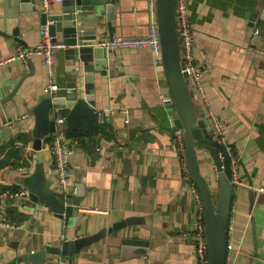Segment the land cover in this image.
<instances>
[{"label":"crops","instance_id":"1","mask_svg":"<svg viewBox=\"0 0 264 264\" xmlns=\"http://www.w3.org/2000/svg\"><path fill=\"white\" fill-rule=\"evenodd\" d=\"M62 1L54 2L48 12L60 11ZM187 5L195 61L206 67L201 84L210 110L223 123L240 179L233 187L228 216L234 241L230 264H264V191L260 190L264 188V59L248 48L252 44L264 49V0H187ZM41 11L38 0L23 11L9 0H0V191L23 186L20 177L29 174L36 161L30 109L46 94L51 79L39 55L29 58L28 71L12 57L17 46L27 48L40 41ZM152 18L154 0H115L112 37L143 36ZM105 38L108 34L101 40ZM63 48L55 54L52 81L57 91L65 83ZM116 51L122 71L109 54L102 92H95V110L104 111V123L96 122L95 112L93 129L84 118L75 129L66 122L62 125L68 135H82L71 157L69 193L82 192L73 224L64 226L47 208L27 199L8 203L2 211L19 227L0 228V264L129 217L138 220L65 259L47 254L43 262L19 264H197L194 242L186 234L194 202L182 178L184 154L174 141L172 106L160 100V94L168 92L163 67L148 48ZM51 135L42 151L45 174L55 188ZM196 154L202 175L210 179L211 156L201 149ZM210 183L215 190L214 180ZM132 235L145 244L124 251L122 239ZM140 248L144 252H138Z\"/></svg>","mask_w":264,"mask_h":264},{"label":"water","instance_id":"2","mask_svg":"<svg viewBox=\"0 0 264 264\" xmlns=\"http://www.w3.org/2000/svg\"><path fill=\"white\" fill-rule=\"evenodd\" d=\"M20 10H29L35 0H9ZM176 0H154V16L158 26L161 45V65L166 87L172 98V124L179 129L184 142V160L186 171L200 194L204 236L208 253V264H225L226 229L231 208L233 184L230 180V156L226 147L211 135L203 110L196 102L191 90L184 62L181 56L179 38L176 29ZM115 0H63V7L58 12L40 13L41 24L48 26V33L53 42L63 44V53L67 61L63 90L44 94L40 101L30 109L33 116L31 129L32 151L36 161L31 172L20 177L22 185L28 190V201L33 205L44 206L61 220L64 226L73 224L82 195L81 190L72 195L63 196L51 185L45 174L42 147L45 139L58 130L54 116L63 117L66 124L75 129L84 118L88 127L95 126V92L103 89L102 77L108 74V55L122 71L116 49L99 45L101 37L113 35L112 12ZM28 72L24 74V77ZM23 77V78H24ZM22 78V79H23ZM128 86L138 97L136 89L125 78ZM20 82V81H19ZM18 84L15 86V88ZM148 116L145 114L144 120ZM208 124V126H207ZM197 149L209 153L217 174L211 176L213 169L208 167L210 179L205 178L198 165ZM223 159L218 158V154ZM214 180L213 192L210 181ZM252 202V196H251ZM137 217H129L96 232L72 239L62 238L55 244L19 254L5 264L20 262H43L47 254L59 255L65 259L72 251L91 245L102 239L107 233L126 226L134 225ZM144 241L136 235L122 239V249L130 250V245L142 246ZM138 252H144L140 248Z\"/></svg>","mask_w":264,"mask_h":264},{"label":"built area","instance_id":"3","mask_svg":"<svg viewBox=\"0 0 264 264\" xmlns=\"http://www.w3.org/2000/svg\"><path fill=\"white\" fill-rule=\"evenodd\" d=\"M40 8L44 12H48L54 2H59L62 0H38ZM175 13H176V29L179 38L180 50L182 60L184 62V71L187 73V79L189 81L191 90L196 99V102L206 110V118L209 119L211 124V131L214 138L222 143L230 156V180L233 186L239 184V174L237 170L236 158L232 148L227 145L225 138L224 126L221 119L215 115L209 108L207 103V98L204 93V89L201 84V77L206 71V67L195 61L193 53V37L190 29V23L188 19V5L187 0H176L175 2ZM253 34H258V29L254 28ZM99 45L106 48H112L116 50L120 49H137V48H148L155 55L156 62L161 63V45L159 40L158 26L156 23L155 16L152 18L148 25V31L143 36L136 37H124V36H113L111 38H105L99 42ZM63 47V44L58 42H53L48 33V26L43 25L41 27V39L40 41L31 47L24 48L22 46L16 47L15 56L12 58L18 59L24 71L29 70V58L33 55H39L42 59L44 65L47 68L48 77L51 79L50 82L45 86L46 93H53L58 89L57 84L52 81L55 74V54L56 51ZM255 55L264 59V49L260 47H254L252 44L248 45ZM10 59V58H9ZM9 59L5 60L8 61ZM1 63V62H0ZM264 89V87H263ZM161 103L164 106L171 107L173 102L169 93L160 94ZM200 106V107H201ZM201 107V108H202ZM96 112V122L98 124H103L105 119V113L101 110H95ZM55 124L58 126V130H55L51 135V142L49 146V152L51 155V160L55 171V190L60 192L65 196L70 191V176H71V157L76 152L78 147V141L76 139L66 136L62 125H64V119L57 117L54 119ZM6 125L10 126L11 121L5 122ZM174 141L178 148L184 154V142L182 138L181 131L173 127ZM17 146H22L20 141H15ZM218 158L223 159V156L219 153ZM182 167V178L184 180L185 186L191 195L194 202L193 219L191 222V227L186 232L190 235L195 246V257L197 264H208V253L205 243L204 236V220H203V209L200 194L194 182L190 179L186 167L184 158L181 161ZM213 175L216 178L217 170L214 164H212ZM260 190L264 191L261 187ZM22 199L28 200V190L24 186H20L17 189H5L0 191V228H14L19 227V224L8 217L2 208L8 203L19 202ZM83 210H97V208H82ZM233 234V224L232 222L227 223L226 229V257L225 264L231 263V252L234 250V241L232 238Z\"/></svg>","mask_w":264,"mask_h":264},{"label":"trees","instance_id":"4","mask_svg":"<svg viewBox=\"0 0 264 264\" xmlns=\"http://www.w3.org/2000/svg\"><path fill=\"white\" fill-rule=\"evenodd\" d=\"M65 134H66V136H68V137H70V138H73V139H76V138H77L76 140H78L79 137L82 136L81 134H78V133H77L78 136H75V137H76V138H75L74 136H70V135H68L67 132H65ZM78 141H79V140H78ZM12 220H13V219H12ZM15 221H16V220H15Z\"/></svg>","mask_w":264,"mask_h":264},{"label":"rangeland","instance_id":"5","mask_svg":"<svg viewBox=\"0 0 264 264\" xmlns=\"http://www.w3.org/2000/svg\"><path fill=\"white\" fill-rule=\"evenodd\" d=\"M213 192H214V190H213Z\"/></svg>","mask_w":264,"mask_h":264}]
</instances>
